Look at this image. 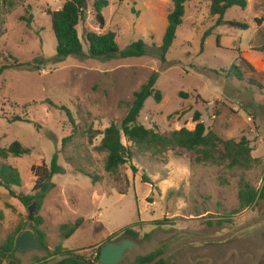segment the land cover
I'll return each instance as SVG.
<instances>
[{"label": "rangeland", "instance_id": "rangeland-1", "mask_svg": "<svg viewBox=\"0 0 264 264\" xmlns=\"http://www.w3.org/2000/svg\"><path fill=\"white\" fill-rule=\"evenodd\" d=\"M107 1L104 29L95 22V0L88 1L78 26L83 53L88 56L87 32H114L121 51L142 40L148 55L125 60L71 56L58 62L48 11L62 9L65 1L0 0V67L15 61L31 63L0 76V146L20 142L31 154L0 163L19 170L22 186L13 190L27 196L34 193L37 181L33 168L49 167L58 153L63 169L33 221L29 207L0 189V245L15 233H34L35 219L42 217L39 230L50 251L62 246L91 264H101L98 253L109 241L131 239L137 246L119 264H138V258L168 251L186 239L225 235L264 215V52L260 51L264 24L255 23L264 18V0H247L246 10L230 9L220 25L218 17L210 15L211 0L188 3L165 62L156 53L174 7L172 0ZM232 21L246 23L249 29L233 27ZM154 73L159 75L155 88L162 100L157 103L151 97L145 102L140 125L161 134L194 130L198 113L207 132L221 139L220 147L223 141L245 138L260 163L249 171L196 164L191 151L143 152L123 137L132 157L116 183L105 170L107 153L97 150L100 133L112 124L122 126L135 93ZM49 102L69 109L75 124ZM17 116L31 123L12 121ZM241 178L263 197L252 208L234 213ZM80 219L81 228L65 239L61 227ZM127 227L139 237H115ZM16 258L19 264L60 261L34 250L16 253ZM261 261L264 222L224 241L185 244L165 264Z\"/></svg>", "mask_w": 264, "mask_h": 264}, {"label": "trees", "instance_id": "trees-1", "mask_svg": "<svg viewBox=\"0 0 264 264\" xmlns=\"http://www.w3.org/2000/svg\"><path fill=\"white\" fill-rule=\"evenodd\" d=\"M64 6L57 11H48L51 17L52 29L54 36L57 40V60L63 62L64 59L76 56L87 57L91 59L99 60H111V59H131L141 58L148 55V48L144 41L139 40L132 43L128 48L121 51L117 41L116 34L114 32H108L105 34H99L95 32H87L85 40L89 44L88 56L83 53V44L79 36L78 26L84 19V8L87 6L89 0H64ZM120 2L130 1L135 3L137 0H119ZM195 0H172L173 10L168 14V26L163 38L162 46L159 48V52L156 53L162 62L166 61V57L177 38L178 28L183 24V20L186 12V5ZM109 2L107 0H95V22L104 29L106 26V19L104 17V11L108 8ZM240 8L246 10L248 7L247 0H211L209 5L210 15L218 17V25L225 23V16L227 12L232 8ZM255 23L258 26L264 24V18L255 19ZM233 27L240 28L242 30L249 29V25L246 23H240L232 21L229 23ZM205 42V41H204ZM260 51L264 52V42L260 47ZM31 63H20L15 61L13 65H3L0 67V76L4 72L19 68L28 67ZM158 73H154L149 81L141 87L134 95V100L130 105L128 114L122 122V129L120 130L118 125L112 124L105 131L100 133L102 141L97 150L107 153L105 162V170L111 176L115 178V182H120L121 168L132 157L131 152L123 143V137L129 142L134 144L140 151L152 152L154 154H164L168 151H175L177 149H184L194 153L193 162L196 164H226L230 169H239L242 171L251 170L254 165L259 164L260 160L252 157V148L249 146V141L243 138L241 141L236 142L233 140L223 141L222 147H220L221 139L214 132H207L206 126L200 121V115H195L194 121L196 127L194 130H188L183 128L181 130L173 131L169 134L158 133L154 129H147L143 125L138 123L140 114L144 108L145 102L153 97L157 103L162 100V94L157 91L155 86L158 80ZM182 96V93L180 94ZM65 111L71 118V112L66 107H58ZM14 122H27L17 116L12 119ZM72 137L66 138L63 141V145ZM31 154L29 148H25L20 142L12 143L8 148H2L0 146V159L8 160L11 157L20 158ZM36 172L37 181L32 195L17 194L13 189L22 186V178L18 169L15 167L0 163V189H5L9 194L18 199L24 206L30 207L32 203L37 204V208H41L45 198L56 187L53 183V179L56 175L63 172L59 164V154L56 153L49 165H42L41 167L33 168ZM93 182H97V178H93ZM148 183V181H145ZM239 208L234 213L242 212L246 209L252 208L263 197L262 193H259L257 189L252 187L244 178L239 182ZM1 199V193H0ZM43 218L37 217L35 219L34 234L44 245L46 252L49 253V257L52 259L60 258V261L55 264H91L86 261L84 257L75 255L74 251L67 250L62 246H58L55 251H50L45 239V234L39 227L43 225ZM84 220L80 219L73 225H63L61 227L62 236L65 239L71 238L83 225ZM140 224V223H139ZM161 224V223H159ZM20 233L10 235L6 242L0 245V256L3 258H16L15 242ZM116 236H124L132 239H137L139 234L133 227H127L119 233L114 234ZM112 243V241H109ZM108 243V244H109ZM117 243V242H115ZM102 250V249H101ZM101 250L98 253L97 262H100ZM166 251H158L156 253L149 254L137 259L138 264H149L156 257L163 254ZM19 263V261L17 260ZM14 261H3L0 259V264H18ZM159 264H165V259Z\"/></svg>", "mask_w": 264, "mask_h": 264}, {"label": "water", "instance_id": "water-1", "mask_svg": "<svg viewBox=\"0 0 264 264\" xmlns=\"http://www.w3.org/2000/svg\"><path fill=\"white\" fill-rule=\"evenodd\" d=\"M85 10L87 9V6L84 8ZM119 129H122V126H118ZM29 209V219L30 221H33L35 212L37 211V204L34 202L32 205L28 208ZM264 222V215L260 216L258 219L255 221L248 223L247 225H244L236 230H233L225 235L221 236H215V237H203V238H190L186 239L176 246L172 247L168 251L164 252L163 254L159 255L156 257L151 263L149 264H159L161 261L166 259L168 256L173 254L179 247L188 244V243H198V242H219V241H224L227 240L247 229H250L252 227H255L256 225ZM137 244L132 241L131 239H124L120 243H109L103 249L101 250V255H100V262L101 264H118L120 263L123 258L125 257L126 253L135 248ZM46 251L44 245L39 241V239L35 236L34 233H31L30 231H26L19 235L16 239L15 242V253H26L30 251ZM0 259L3 261H14L17 262L16 259L14 258H3L0 256ZM18 263V262H17ZM36 263H39V260H36ZM19 264V263H18ZM260 264H264V261H261Z\"/></svg>", "mask_w": 264, "mask_h": 264}, {"label": "flooded vegetation", "instance_id": "flooded-vegetation-1", "mask_svg": "<svg viewBox=\"0 0 264 264\" xmlns=\"http://www.w3.org/2000/svg\"><path fill=\"white\" fill-rule=\"evenodd\" d=\"M115 243V242H114ZM87 261V260H86ZM101 263V262H100ZM119 264V263H118Z\"/></svg>", "mask_w": 264, "mask_h": 264}]
</instances>
